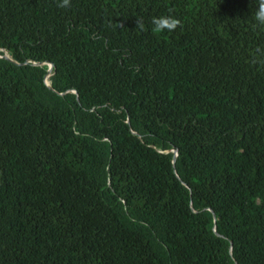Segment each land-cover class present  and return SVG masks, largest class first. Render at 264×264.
Instances as JSON below:
<instances>
[{
  "label": "trees",
  "instance_id": "16d2710c",
  "mask_svg": "<svg viewBox=\"0 0 264 264\" xmlns=\"http://www.w3.org/2000/svg\"><path fill=\"white\" fill-rule=\"evenodd\" d=\"M59 2L0 0V264H264L255 0Z\"/></svg>",
  "mask_w": 264,
  "mask_h": 264
},
{
  "label": "clouds",
  "instance_id": "9594fccd",
  "mask_svg": "<svg viewBox=\"0 0 264 264\" xmlns=\"http://www.w3.org/2000/svg\"><path fill=\"white\" fill-rule=\"evenodd\" d=\"M57 7H71V0H60V2L57 4ZM254 18L258 24L264 25V0H255ZM151 23L153 25V31L156 33H161L164 31L172 32L178 27H182V21L172 15L154 17ZM137 28L140 30L144 29V23L142 20H137Z\"/></svg>",
  "mask_w": 264,
  "mask_h": 264
},
{
  "label": "rangeland",
  "instance_id": "374dc122",
  "mask_svg": "<svg viewBox=\"0 0 264 264\" xmlns=\"http://www.w3.org/2000/svg\"><path fill=\"white\" fill-rule=\"evenodd\" d=\"M47 83H48V81H47Z\"/></svg>",
  "mask_w": 264,
  "mask_h": 264
},
{
  "label": "built area",
  "instance_id": "2783aa9c",
  "mask_svg": "<svg viewBox=\"0 0 264 264\" xmlns=\"http://www.w3.org/2000/svg\"><path fill=\"white\" fill-rule=\"evenodd\" d=\"M1 56V55H0Z\"/></svg>",
  "mask_w": 264,
  "mask_h": 264
}]
</instances>
